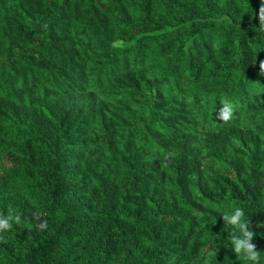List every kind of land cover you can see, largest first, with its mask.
I'll return each mask as SVG.
<instances>
[{"label": "trees", "instance_id": "obj_1", "mask_svg": "<svg viewBox=\"0 0 264 264\" xmlns=\"http://www.w3.org/2000/svg\"><path fill=\"white\" fill-rule=\"evenodd\" d=\"M260 3L0 0V264H264Z\"/></svg>", "mask_w": 264, "mask_h": 264}, {"label": "clouds", "instance_id": "obj_2", "mask_svg": "<svg viewBox=\"0 0 264 264\" xmlns=\"http://www.w3.org/2000/svg\"><path fill=\"white\" fill-rule=\"evenodd\" d=\"M259 25L264 27V3H260L258 13ZM44 30L48 29V24L45 22L41 24ZM259 75L264 76V60L259 63ZM259 102L264 104V100L260 99ZM236 112V105L228 100H222L219 107L216 118L221 122H229L234 118ZM175 151H167L162 154L163 166L167 167L168 162L175 158ZM223 219L227 224L233 227V231L228 233L230 239L231 249L235 254H243L244 257L252 261L253 264H259L260 251L257 250V246L252 242L254 232L250 229V222L243 219L244 211L240 207H234V211L231 214L223 215ZM34 219L38 221L34 225L35 229L44 232L48 228V221L46 219L41 220L40 214L34 215ZM22 223L21 213L15 209H9L6 215L0 214V232L10 231L14 225L19 226ZM239 234H237V231ZM0 240H4L0 237ZM6 242V241H5Z\"/></svg>", "mask_w": 264, "mask_h": 264}]
</instances>
